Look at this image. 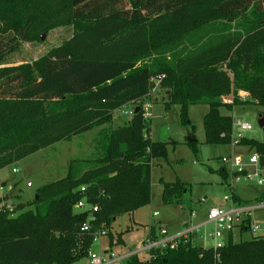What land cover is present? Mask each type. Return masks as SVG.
Returning <instances> with one entry per match:
<instances>
[{
  "label": "trees",
  "instance_id": "obj_1",
  "mask_svg": "<svg viewBox=\"0 0 264 264\" xmlns=\"http://www.w3.org/2000/svg\"><path fill=\"white\" fill-rule=\"evenodd\" d=\"M42 1L0 0V23H8L0 28V59L14 49L8 44L27 39ZM67 6L73 32L66 45L32 65L0 68V169L100 127L95 152L70 160L67 173L40 185L30 202L9 210L0 196V264H74L87 257L101 230L110 248L124 243L121 234L112 233V224L117 215L150 203L152 161L167 157V142L151 138L142 108L151 100L154 78L164 75L165 109L179 105L184 124L189 105H208L203 119L207 143L231 141L233 118L221 113L222 106L264 109V0H67ZM203 7L221 19L204 48L184 52L175 68L137 63L154 33L180 25L178 32L188 30L191 12ZM240 90L249 100L238 99ZM229 95L233 100L222 102ZM134 102L139 105L131 118L112 127L114 111ZM239 143L264 154V139L241 137ZM160 182L164 203H189L186 183ZM82 186L99 207L87 233L80 230L87 213L74 207ZM231 197L243 203L236 194ZM149 232L156 237L152 227ZM152 254L146 262L131 255L123 264H264V239L236 242L230 234L216 251L190 239Z\"/></svg>",
  "mask_w": 264,
  "mask_h": 264
},
{
  "label": "rangeland",
  "instance_id": "obj_2",
  "mask_svg": "<svg viewBox=\"0 0 264 264\" xmlns=\"http://www.w3.org/2000/svg\"><path fill=\"white\" fill-rule=\"evenodd\" d=\"M41 3L43 4L37 8V20L29 28L27 39L7 45L8 48L13 45L15 47L0 59V68L32 65L50 51L68 43L73 27L69 22L67 0H43ZM6 24H8L6 21H1L0 28H5ZM216 24H221V19L214 13L204 12V7L193 10L187 21L190 27L188 30L178 32L181 30L180 25L178 29L171 27L165 33L157 31L153 34L150 47L138 56L137 63L168 64L175 68L178 58L183 56L184 52L204 48L206 39L214 35L212 31ZM208 31L211 33L209 34ZM41 35L44 37L43 40L40 39ZM204 35H207V38ZM161 76L164 77V75ZM155 84L156 80H152L151 100H149L152 103L149 109L150 136L154 141L167 142V157H157L152 161L150 203L133 213H122L116 216L111 231L114 234H121L124 243L112 249L115 254L137 251L151 227L157 234L162 227H166L169 234H176L184 230L189 222L192 224L201 222L210 208L227 206L228 202L224 201V198L232 196L233 193L241 197L246 204L264 201V197L259 198L264 194V185H259L242 176L234 181V172L230 165L222 162L224 156H241L247 159L251 151L245 145L236 143L239 135H248L258 141L264 139V131L258 124V117L264 109L254 104L239 105L232 110L222 106L221 113L251 124L252 130L242 131L234 126L231 143H207L203 119L208 111V105L201 103L189 105L188 123L184 124L180 116V106L173 104L169 110H166L165 88L161 86V81L159 85ZM155 96L158 97L157 100ZM136 105H139V102L124 104L118 108L115 111L112 126L115 128L125 124L131 118L130 111ZM94 135L95 133H88L82 136L80 146L83 153L74 150L65 152L62 149L63 143L55 142L41 148L35 155L6 166L0 173L2 175L0 180L5 179L3 181L5 186L0 187V196H8L7 202H13L10 204L11 207L19 202L32 201L40 185L55 181L67 173L71 159L93 156ZM190 139H193L192 144H188ZM66 144L69 148L73 147V143L66 142ZM222 169L225 170V177L221 175ZM160 180L165 182L180 180L186 183L189 187L187 197L189 203L185 205L164 203L163 186ZM27 182H30L31 186H28ZM19 198L27 201H21ZM154 212L158 214L153 216ZM252 221L264 225V209L255 212ZM211 228L212 225L206 227V229ZM203 232L204 229L201 234ZM240 237L243 240L250 238L248 233H243ZM107 239L106 235H100L92 244L91 251L96 254H105L109 251ZM196 243L205 247L213 244L211 240L204 241V238L198 237ZM138 256L143 262L148 260L146 252H139ZM85 262L86 258H83L74 264H85Z\"/></svg>",
  "mask_w": 264,
  "mask_h": 264
},
{
  "label": "built area",
  "instance_id": "obj_3",
  "mask_svg": "<svg viewBox=\"0 0 264 264\" xmlns=\"http://www.w3.org/2000/svg\"><path fill=\"white\" fill-rule=\"evenodd\" d=\"M162 77L163 76H158L153 79L156 80V86L159 85ZM229 96L230 98H227L226 100L223 99V101L231 102L233 96ZM248 96L249 94L242 90L237 93L238 99L242 102L249 100ZM151 104V101H145L142 103L144 116L148 119L150 118L149 109L151 108ZM130 112L132 113L133 110ZM232 124L233 127L237 126L242 131L252 130L251 124L243 122L238 118H233ZM232 134L233 129L230 135L231 142L233 139ZM241 137L242 136L240 135L238 136L236 141L237 144H239ZM246 147L251 151L247 159H244L241 156H224L222 157V162L225 165H230L234 172V181L239 180L238 177L242 176L247 180L255 181L259 185H264V154L256 149H250L248 146ZM14 171L17 170L14 169ZM27 185L31 186V183L27 182ZM80 190L82 197L76 202L74 207L77 212L87 213V219L80 228L81 232L87 233L91 230V223L96 219L95 212L98 211L99 207L97 204H93L89 200L86 186H82ZM224 201L228 202L227 206H215L210 208L207 212L206 219L203 222L198 224H192L189 222L184 230L176 234H169L166 227H162L159 234H155L156 237L152 236L149 232L145 240L142 241L140 248L135 252L115 254L112 252L111 248H108L109 251H106L105 254H96L93 253L90 248L85 264H123L129 256L134 254L138 255L139 252H146L148 254V259H151L155 257V255L152 254L154 250H161L166 247L175 248L180 242H187L190 239L196 243L197 237L200 239L204 238V241L211 240L213 244L209 248H212L215 251L222 248L227 243L230 234L234 238L235 234L240 237L243 233H248L250 238L264 239V225L252 221L253 214L264 209L263 200L254 204L237 203L234 202L230 196L225 197ZM7 208L10 210L12 209L10 204L7 205ZM157 214V212H154L153 216H156ZM208 225H212V228L206 229ZM203 229L204 232L201 234ZM100 235H106V232L104 230L97 232L93 237V243Z\"/></svg>",
  "mask_w": 264,
  "mask_h": 264
},
{
  "label": "crops",
  "instance_id": "obj_4",
  "mask_svg": "<svg viewBox=\"0 0 264 264\" xmlns=\"http://www.w3.org/2000/svg\"><path fill=\"white\" fill-rule=\"evenodd\" d=\"M227 98H230V96L229 97H221V100H223V99H227ZM158 99V97L157 96H155V100H157ZM116 111V110H115ZM115 111H114V115H113V122H114V120H115ZM113 122H112V124H113ZM112 126V125H111ZM113 127V126H112ZM98 129H100V127H95L94 129H92V130H89V131H87V132H83V133H79V134H75V135H73L72 136V138H71V140H69V141H65V140H60V141H58V142H62L63 144V146H62V149H63V151H65V152H69V150H74V151H78V152H80V153H83V150H82V148H81V142H82V140H83V138H82V136L83 135H86V134H88V133H95V135H94V138H95V136H96V133H97V130ZM240 136H242V137H247V138H252V137H250V136H248V135H240ZM94 138H93V140H94ZM66 142H70V143H73V147L72 148H69L68 146H67V144H66ZM230 143H231V141H230ZM39 152V150L38 151H36V152H34V153H32V154H30V155H28V156H26V157H24L23 159H25V158H27V157H29V156H31V155H35V154H37ZM22 159V160H23ZM77 159H80V158H77ZM72 160V159H71ZM5 168V167H4ZM3 170V168L2 169H0V173H1V171ZM13 171H14V169H13ZM2 175H0V177H1ZM5 179L3 178V179H1L0 180V187L1 188H3L4 186H5V182H3ZM6 196V195H5ZM238 196V195H237ZM8 197V196H7ZM241 198V197H240ZM21 201H27V200H23L22 198H21ZM9 204H12L13 202H8ZM195 218V217H194ZM206 219V216H205V218H204V220ZM204 220H202L201 222H203ZM201 222H199V223H201ZM196 224H198V223H196ZM148 235V234H147ZM237 236H239V235H237V234H235L234 235V241H240V240H242L241 239V237H239V239H237ZM147 237V236H146ZM248 239H250V238H248ZM107 241H108V239H107ZM107 245H108V242H107ZM123 245V244H122ZM200 245V244H199ZM118 246H121V245H117V246H114V247H112L111 249H114V248H116V247H118ZM202 246V245H201ZM108 247L110 248V246L108 245ZM204 248H209V247H205L204 246ZM127 253H130V252H127ZM122 254H125V253H122ZM80 261V260H79ZM78 262V261H77ZM77 262H75V263H77Z\"/></svg>",
  "mask_w": 264,
  "mask_h": 264
},
{
  "label": "water",
  "instance_id": "obj_5",
  "mask_svg": "<svg viewBox=\"0 0 264 264\" xmlns=\"http://www.w3.org/2000/svg\"><path fill=\"white\" fill-rule=\"evenodd\" d=\"M40 38H41V40H43L44 37L41 35ZM138 109H139V107L136 108V111H137ZM258 124H259V126H260L261 128L264 127V112L261 113V114L259 115V117H258ZM192 140H193V139H192ZM192 140L190 139L189 141H192ZM7 198H8V197L5 196V200H6Z\"/></svg>",
  "mask_w": 264,
  "mask_h": 264
}]
</instances>
